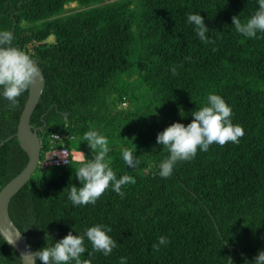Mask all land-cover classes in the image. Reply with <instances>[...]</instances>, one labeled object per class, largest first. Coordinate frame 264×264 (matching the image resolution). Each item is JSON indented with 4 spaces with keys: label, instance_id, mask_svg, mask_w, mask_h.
<instances>
[{
    "label": "trees",
    "instance_id": "1",
    "mask_svg": "<svg viewBox=\"0 0 264 264\" xmlns=\"http://www.w3.org/2000/svg\"><path fill=\"white\" fill-rule=\"evenodd\" d=\"M70 3L81 9L61 16ZM257 8V0H0V30L14 34L12 46L44 76L30 116L40 161L9 203L32 252L96 224L110 227L118 246L104 256L85 238L81 259L92 252L91 264H119L120 257L127 264H227L230 247V264H251L264 250V33L246 38L232 26L233 16L244 22ZM196 12L210 43L186 23ZM28 93L15 107L0 98V142L11 137L0 145V190L28 162L12 137ZM209 93L231 106L243 137L198 150L171 177H159L168 153L157 134L190 123ZM90 129L107 137L117 177L135 183L122 186L123 198L109 189L95 204L74 207L75 170L95 155L83 140ZM53 148L66 150L68 163L42 166ZM125 148L136 151L134 169L122 160ZM160 236L168 243L157 251ZM0 264H21L1 235Z\"/></svg>",
    "mask_w": 264,
    "mask_h": 264
},
{
    "label": "clouds",
    "instance_id": "2",
    "mask_svg": "<svg viewBox=\"0 0 264 264\" xmlns=\"http://www.w3.org/2000/svg\"><path fill=\"white\" fill-rule=\"evenodd\" d=\"M257 3V10L244 22H241L239 16L232 17V26L246 38L259 39L258 33H264V0H257ZM186 23L193 27L202 43L211 42L206 36L209 28L200 12L188 14ZM13 39L14 34L11 31L0 30V98L7 100L10 107L19 103L18 98L30 89L40 75L30 54L12 46ZM171 72L175 75L176 68L173 67ZM232 115L231 106L221 96L209 93L206 104L191 113L193 119L190 123L185 126L183 123L174 122L159 132L156 143L163 146L168 155L158 165L157 175L164 179L171 177L178 162L193 160L198 150L207 152L214 143L220 146L228 142L239 143L244 129L232 122ZM83 140L95 155L82 162L75 170L80 186L74 185L68 192L72 205L83 207L95 204L109 189L123 198L122 186L134 184L135 178L130 175L117 177L111 167V157L108 156L110 149L107 137L90 129L84 133ZM121 157L130 169L139 164L136 151L131 149H123ZM83 158L82 153L81 159ZM64 162L68 163L67 160ZM110 232L111 228L103 224L88 227L83 234L73 235V232L69 231L59 241L51 245L46 244L37 251L26 252L23 257L30 260L31 264H37L38 261L40 264H91L92 252H88L89 259H81L82 254L87 252L85 238L91 243L93 252L108 256L118 246L117 240L109 235ZM5 241L10 245L14 243L12 237L6 236ZM167 243V238L160 236L153 248L159 251L160 246H166ZM119 264H127V257H120ZM251 264H264V250L258 251Z\"/></svg>",
    "mask_w": 264,
    "mask_h": 264
},
{
    "label": "water",
    "instance_id": "3",
    "mask_svg": "<svg viewBox=\"0 0 264 264\" xmlns=\"http://www.w3.org/2000/svg\"><path fill=\"white\" fill-rule=\"evenodd\" d=\"M36 64V62H35ZM39 70V77L36 82L28 90V97L23 106L19 117L16 132L12 135L18 140L22 150L28 155V162L22 171L12 178L0 190V235L5 240V237H12L13 244H9L19 254L21 264H31V261L23 257L26 252H32L26 240V236L16 227L9 215V203L11 198L23 187L30 179L31 175L38 167L40 161L41 140L38 136L37 129L30 124V116L34 111L40 96L44 89V76L40 67L36 64ZM11 137L5 139L8 141ZM5 141L0 142L2 145ZM230 256L227 264L232 260V248H229Z\"/></svg>",
    "mask_w": 264,
    "mask_h": 264
},
{
    "label": "built area",
    "instance_id": "4",
    "mask_svg": "<svg viewBox=\"0 0 264 264\" xmlns=\"http://www.w3.org/2000/svg\"><path fill=\"white\" fill-rule=\"evenodd\" d=\"M57 137V136H55ZM61 155L63 158H61ZM67 160L68 162V152L66 150H57L55 148H53L51 151L46 152L45 154V160L42 162V166L45 165H61L63 163H65L64 161Z\"/></svg>",
    "mask_w": 264,
    "mask_h": 264
},
{
    "label": "rangeland",
    "instance_id": "5",
    "mask_svg": "<svg viewBox=\"0 0 264 264\" xmlns=\"http://www.w3.org/2000/svg\"><path fill=\"white\" fill-rule=\"evenodd\" d=\"M79 9H81V7H79L76 3L67 4V5H65L64 11L61 13V16L68 15L69 13H72V12L79 10ZM81 156H82V153H74V158L76 160H82Z\"/></svg>",
    "mask_w": 264,
    "mask_h": 264
}]
</instances>
